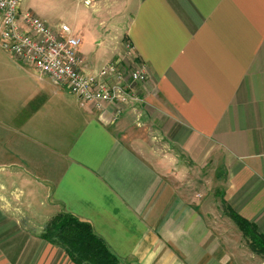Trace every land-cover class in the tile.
Wrapping results in <instances>:
<instances>
[{
	"label": "crops",
	"instance_id": "obj_1",
	"mask_svg": "<svg viewBox=\"0 0 264 264\" xmlns=\"http://www.w3.org/2000/svg\"><path fill=\"white\" fill-rule=\"evenodd\" d=\"M78 2L108 41L100 59L82 45L86 72L125 39L147 77L118 115L0 47V178L23 192L0 202V264H75L21 223L33 192L41 215L89 222L126 264H260L228 207L264 235V0Z\"/></svg>",
	"mask_w": 264,
	"mask_h": 264
},
{
	"label": "built area",
	"instance_id": "obj_2",
	"mask_svg": "<svg viewBox=\"0 0 264 264\" xmlns=\"http://www.w3.org/2000/svg\"><path fill=\"white\" fill-rule=\"evenodd\" d=\"M83 1L86 5L93 2ZM21 4L22 0H0L2 50L67 86L82 105L94 103L102 107L111 102L117 104L120 115L125 104L137 99L134 86L146 79L144 66L127 73L122 60L113 59L86 72V59L80 52L82 38L73 28L66 23L51 26L38 15L23 10Z\"/></svg>",
	"mask_w": 264,
	"mask_h": 264
},
{
	"label": "rangeland",
	"instance_id": "obj_3",
	"mask_svg": "<svg viewBox=\"0 0 264 264\" xmlns=\"http://www.w3.org/2000/svg\"><path fill=\"white\" fill-rule=\"evenodd\" d=\"M79 2L78 0H24V5L23 9L25 11H31L32 13L38 15L40 18L46 20L49 25L55 26L57 24H62L66 23L70 25L72 28L75 25V19H76V14L79 10ZM82 8V15L81 16V21L80 24L86 27L87 25V30L81 31L82 36L81 38L83 39V43L80 45V48L82 45L84 46V54H95L97 55V58H102L106 57L107 55V44L108 41L105 39L103 36H99L100 34H93V32L88 31V17L90 15L89 9L84 7L83 5L80 7ZM128 19H122V25L127 21ZM79 35V34H78ZM122 38V37H121ZM98 41H101L100 44H97ZM124 42V51L125 54L118 56L116 59L122 60V67H124L125 61L128 66H130V70H136L137 67L134 66L135 57L132 54V51L130 49L129 42L127 40L122 39ZM126 43V44H125ZM114 58H111L108 60L111 61ZM1 176L5 177V180H2L0 178V202L6 203L7 200H9V197H13L16 195L17 197L20 195L22 196L23 192L15 191L11 189V185L8 183V177L5 174H1ZM24 187V186H23ZM13 188V187H12ZM23 191H25L28 196V194L31 193V190H28V188L24 187L22 188ZM38 195V193H37ZM35 193L33 192V209L32 208H27L26 209V215L25 219H21V223L28 227L30 230L35 232L36 234H43L45 233V227L51 222V220L56 216L59 215L62 211V209L58 205H51V210L53 213L48 214L47 216L41 215V212H44L41 210L42 208L39 206V197L35 198ZM31 199V195L26 197ZM23 199V197H22ZM26 203V202H25ZM226 206L224 205V209ZM37 211L36 214H33L34 211ZM226 209L224 210L225 215ZM23 218V217H22ZM31 218V219H30ZM31 220V221H30ZM227 221V223H226ZM225 225H229L230 227V232L232 234H236L238 229L236 227H233L231 223L228 222L227 219H225ZM232 228V229H231ZM233 230V231H232ZM235 236V235H234ZM238 242L240 249L244 251L245 253L251 252V245L249 243L248 238L245 235H242L241 232H238ZM252 258L254 261L257 263L259 262L260 264L264 262V255L259 254L256 252L255 255H252Z\"/></svg>",
	"mask_w": 264,
	"mask_h": 264
},
{
	"label": "trees",
	"instance_id": "obj_4",
	"mask_svg": "<svg viewBox=\"0 0 264 264\" xmlns=\"http://www.w3.org/2000/svg\"><path fill=\"white\" fill-rule=\"evenodd\" d=\"M229 215L248 238L251 248L264 255V235L249 220L228 207ZM63 248L75 264H126L116 255L92 225L68 212L56 215L41 234Z\"/></svg>",
	"mask_w": 264,
	"mask_h": 264
}]
</instances>
